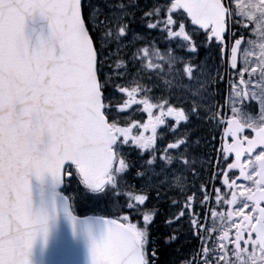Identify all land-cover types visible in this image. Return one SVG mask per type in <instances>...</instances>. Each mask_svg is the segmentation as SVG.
<instances>
[{
  "label": "snow or ice",
  "instance_id": "obj_1",
  "mask_svg": "<svg viewBox=\"0 0 264 264\" xmlns=\"http://www.w3.org/2000/svg\"><path fill=\"white\" fill-rule=\"evenodd\" d=\"M182 238L172 264H264V0H0V264Z\"/></svg>",
  "mask_w": 264,
  "mask_h": 264
},
{
  "label": "flooded vegetation",
  "instance_id": "obj_2",
  "mask_svg": "<svg viewBox=\"0 0 264 264\" xmlns=\"http://www.w3.org/2000/svg\"><path fill=\"white\" fill-rule=\"evenodd\" d=\"M145 119H146V116H145ZM202 125H200V127L202 129H204V130L202 131L201 134L204 135V136H207V134H206V128L205 127H202ZM207 151H208V149H207ZM129 180L132 183H136V184L139 183V181L136 180L132 176L129 177ZM166 206L167 205H166V202H165V208H166ZM108 207H111V205H109ZM155 229H156V235H157V237L162 240L164 234H166L169 231V229L167 228V226L163 222V216L157 218L156 223H155ZM185 232H186V228H185ZM197 243L198 242L195 241V240H191V239L185 240V239L182 238L181 241L178 244H173L171 247L162 245V249L163 250H165V251L168 250L169 251V254L167 256V260L166 261L161 260L162 261V264H172L173 261L178 260V255L176 253V249L177 248L183 247V248L187 249V246L189 244L195 245Z\"/></svg>",
  "mask_w": 264,
  "mask_h": 264
},
{
  "label": "water",
  "instance_id": "obj_3",
  "mask_svg": "<svg viewBox=\"0 0 264 264\" xmlns=\"http://www.w3.org/2000/svg\"><path fill=\"white\" fill-rule=\"evenodd\" d=\"M91 218V217H90ZM59 231L62 235V237L64 239H75V237L73 236L72 234V228H71V225L65 220V219H61L59 221ZM103 225L100 224V223H96L93 225V228L96 229V230H99L100 228H102ZM53 243V246L55 245V241L52 242ZM81 251V256L75 258V264H83V256L84 254L86 253V243L81 240L78 242V245H77ZM37 259L39 260L40 257L39 255L37 256Z\"/></svg>",
  "mask_w": 264,
  "mask_h": 264
},
{
  "label": "trees",
  "instance_id": "obj_4",
  "mask_svg": "<svg viewBox=\"0 0 264 264\" xmlns=\"http://www.w3.org/2000/svg\"><path fill=\"white\" fill-rule=\"evenodd\" d=\"M168 254H169V251L168 250H163V254H162V256H161V260H164V261H166L167 260V256H168Z\"/></svg>",
  "mask_w": 264,
  "mask_h": 264
},
{
  "label": "rangeland",
  "instance_id": "obj_5",
  "mask_svg": "<svg viewBox=\"0 0 264 264\" xmlns=\"http://www.w3.org/2000/svg\"><path fill=\"white\" fill-rule=\"evenodd\" d=\"M206 56L204 57V59L206 58ZM177 92H178V90H177ZM202 127H204V126L202 125ZM206 129L207 130H209V129L212 130L211 126H208ZM101 205L103 206V204H101ZM90 207H91V204L88 205V208H90Z\"/></svg>",
  "mask_w": 264,
  "mask_h": 264
}]
</instances>
